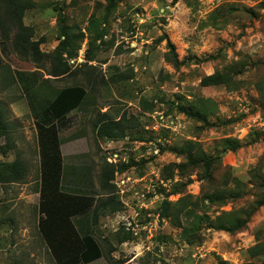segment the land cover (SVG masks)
I'll use <instances>...</instances> for the list:
<instances>
[{
    "label": "rangeland",
    "instance_id": "1",
    "mask_svg": "<svg viewBox=\"0 0 264 264\" xmlns=\"http://www.w3.org/2000/svg\"><path fill=\"white\" fill-rule=\"evenodd\" d=\"M23 3L22 22L32 28L31 39L38 40L43 58L18 56L0 33V61L10 66L15 77L4 84L0 69V101L14 144L5 154L0 151V163L13 160L18 152L27 169L22 182L0 183V264L52 261L37 224L42 215L40 135L30 100L33 93L52 96L71 85H83L87 93L80 107L57 122L64 175L72 178L75 167L89 169L92 189L98 192L102 191L99 174L108 167L106 163L113 165L110 194L123 204L121 210L97 216L92 232L103 255L87 264L114 260L120 264H215L216 260L222 263V251L231 259L226 264H264V254L251 256L246 251L259 237L264 243V213L260 214L264 204L241 234L209 228L205 219L197 232L184 234L175 220L184 225L187 215L178 213L174 220L160 214L165 199L173 202L189 195L194 200L208 186L220 187L228 166L248 185L244 195L211 205L206 214L213 217L221 210L253 204L252 166L259 163L264 171V0H115L107 21V0ZM92 16L98 19V29L105 27L101 39H94ZM62 27L82 38L76 56L68 58L70 72L53 76L46 54L56 47ZM163 33L174 45L178 66L166 59L171 52L164 39L158 40ZM88 46L90 59L86 58ZM216 70L233 78L217 84L202 82ZM145 99L154 103L152 111L144 108ZM178 103L188 110L204 104L206 110L200 115L213 114L204 121L180 110ZM102 113L120 119L123 136L96 134L93 121ZM228 138L239 141L236 150H226ZM190 140L199 142L205 153L220 156L211 179L203 175L207 171L201 161L181 173L179 164L187 159L183 149ZM4 145L1 135L0 149ZM129 159L134 164L120 170L119 164ZM203 203L208 204V199ZM195 209L198 215L205 214L203 206ZM258 214L260 220H256ZM127 230L132 238L118 243L116 233Z\"/></svg>",
    "mask_w": 264,
    "mask_h": 264
},
{
    "label": "trees",
    "instance_id": "2",
    "mask_svg": "<svg viewBox=\"0 0 264 264\" xmlns=\"http://www.w3.org/2000/svg\"><path fill=\"white\" fill-rule=\"evenodd\" d=\"M105 8L104 20L107 21L110 10L114 7L115 0H107ZM113 6V7H112ZM25 9L23 0H0V33L4 40L9 41L10 48L18 56L22 58H30L34 61H40L43 58V52L38 47V40H32L33 30L31 27L23 24L21 16ZM91 25L94 26V39H101L106 33L105 27L98 29V19L91 18ZM12 38H11V32ZM80 36H73L70 29L62 27L59 29L58 43L53 51L46 54L51 60L49 74L59 76L70 72L68 58L74 57L80 46ZM165 40V45L171 55H166V59L175 66H178L180 61L174 51V45L169 37L163 33L158 40ZM92 41H89V45ZM91 47L86 49V58L90 59ZM0 69L2 70V82L9 84L14 82L15 77L10 66L0 61ZM232 75L224 76L220 71L216 70L202 78L205 84H217L221 82H229ZM103 81V77L101 79ZM87 90L83 85H71L59 89L52 96L32 94L30 100L31 110L36 117L38 132L40 135V181L41 188L39 192V210L42 215L38 219V230L41 237L48 247L52 261L49 264H87L103 255L101 245L93 236L92 226L96 224L97 216L107 215L123 208V204L119 199H115L110 192L114 188L113 165L108 163L102 173L99 174L100 189L96 191L92 189V181L89 169L77 168L72 170V178L64 175L63 161L59 149V138L57 133V122L62 121L65 115L71 110L80 107L86 96ZM207 100V99H206ZM208 101H212L208 98ZM144 108L147 111H152L154 103L149 100H144ZM180 110H185L188 115L203 118L204 121H209L211 111L201 112L206 110L204 104L195 110L181 107ZM184 111V112H185ZM168 112V111H167ZM213 114V113H212ZM211 114V115H212ZM56 119V122L53 120ZM93 127L96 129V134L100 137L117 138L123 136L122 129L125 128L120 119H112L104 113L97 116L93 121ZM11 126L7 118V111L4 109L0 101V136L3 135L6 139V145L1 146V153L5 154L8 147H13L14 144L10 140ZM259 134L257 133V136ZM229 139V138H228ZM10 140V141H9ZM230 140V141H229ZM224 140L226 150H236L240 145L237 139ZM232 140V141H231ZM258 140V137L254 139ZM254 141V142H255ZM253 142V141H252ZM186 154V161L179 164L180 171H187L190 164L202 162V168L207 172L205 178L211 179L212 169L215 163L218 162L220 156H213L205 153L197 141H187L186 149H183ZM134 164L132 159L128 162H121L119 169L125 168ZM26 164L21 155L16 152V156L11 161H3L0 163V183L5 182H22L26 175ZM227 172L223 173V179L220 187L204 191L202 195L194 200L192 197L181 196L176 201L163 200L160 207L161 216H169L174 219L178 213L187 215L186 223L181 225L180 219L175 220V224L181 226L183 233L192 234L197 232L200 223L205 219L209 228L215 230H223L230 234H235L245 229L254 212L264 204V171L258 163L252 166V174L254 181L255 199L251 208L243 205L238 208L221 210L219 214L211 217L206 214L207 207L211 205H223L227 201L237 200L244 195L246 183L242 182L234 173L231 166L226 167ZM233 183V186H229ZM246 186V188H245ZM250 187V186H249ZM253 188V187H252ZM262 190L259 195L258 190ZM106 193L104 196L102 193ZM204 199H208V204L203 203ZM202 202V205L199 203ZM205 209V214L198 215L195 208ZM180 214V215H181ZM90 218L92 219L90 221ZM124 226L122 225V229ZM121 232V231H120ZM116 241L118 243L127 241L132 238L130 230L123 231V234L116 233ZM189 242L192 237L186 238ZM260 237L246 251L248 255L256 256L264 254V243H260ZM116 260L111 264H120ZM222 264H225V262Z\"/></svg>",
    "mask_w": 264,
    "mask_h": 264
},
{
    "label": "crops",
    "instance_id": "3",
    "mask_svg": "<svg viewBox=\"0 0 264 264\" xmlns=\"http://www.w3.org/2000/svg\"><path fill=\"white\" fill-rule=\"evenodd\" d=\"M261 213H264V208H262L261 209V211H260V214ZM260 214H258V216H257V219L256 220H260V218L262 217V215H260ZM244 231V230H243ZM241 233H244V232H240V233H238V234H241ZM240 243H238L237 245H239ZM237 245L235 246V249H236V247H237ZM219 248V247H218ZM213 249H215V247H213ZM221 256H223V258H220V259H222L224 262H226V261H229V260H231L229 257H226V255L225 254H228V252H226V251H222L221 253H219ZM208 261H210V259L208 258ZM213 261H211L210 263H212ZM209 264V263H208ZM226 264V263H225Z\"/></svg>",
    "mask_w": 264,
    "mask_h": 264
},
{
    "label": "built area",
    "instance_id": "4",
    "mask_svg": "<svg viewBox=\"0 0 264 264\" xmlns=\"http://www.w3.org/2000/svg\"><path fill=\"white\" fill-rule=\"evenodd\" d=\"M161 117H162V115H161ZM131 229H132V230H134V233H135V234H137V233H138V231H137V229H136L135 225H132ZM221 260H222V259H221ZM215 264H222V263H221V261H219V260H216V261H215Z\"/></svg>",
    "mask_w": 264,
    "mask_h": 264
}]
</instances>
